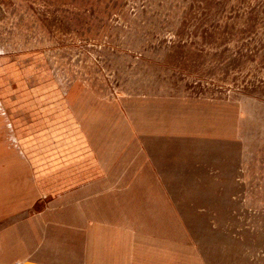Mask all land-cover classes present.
<instances>
[{"label": "rangeland", "instance_id": "374dc122", "mask_svg": "<svg viewBox=\"0 0 264 264\" xmlns=\"http://www.w3.org/2000/svg\"><path fill=\"white\" fill-rule=\"evenodd\" d=\"M54 107L100 171L0 195V264H264V0H0V115Z\"/></svg>", "mask_w": 264, "mask_h": 264}, {"label": "crops", "instance_id": "0c3cea01", "mask_svg": "<svg viewBox=\"0 0 264 264\" xmlns=\"http://www.w3.org/2000/svg\"><path fill=\"white\" fill-rule=\"evenodd\" d=\"M21 114H6L7 118L0 115V195L7 199L14 192L17 202H21L17 204L23 206L14 212L25 209L23 192L28 183L33 185L34 196L36 191L44 196V180L73 183L87 178L92 167L100 171L101 166L83 136L76 132L74 120L68 115L63 119L65 115L57 107L27 117ZM11 124L17 143L11 142Z\"/></svg>", "mask_w": 264, "mask_h": 264}]
</instances>
